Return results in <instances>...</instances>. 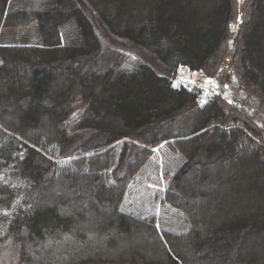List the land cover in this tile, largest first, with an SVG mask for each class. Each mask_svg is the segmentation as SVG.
<instances>
[{
  "label": "trees",
  "instance_id": "trees-1",
  "mask_svg": "<svg viewBox=\"0 0 264 264\" xmlns=\"http://www.w3.org/2000/svg\"><path fill=\"white\" fill-rule=\"evenodd\" d=\"M117 1L126 4L91 1L93 18L83 1L0 0V37L11 41L0 45V245H18L15 264H264V204L250 213L225 194L212 202L202 192L223 184L235 191L236 182L222 180L238 159L264 197V146L256 141L264 129L239 107L253 98L264 115V0L244 1L236 33L238 0ZM97 18L151 60L99 66ZM68 23L77 36L64 44ZM228 55L224 75H234L245 101L216 95L201 105L198 90L174 87L181 67L223 85L218 72ZM75 95L86 102L78 123ZM185 115L190 127L171 130ZM163 142L187 159L165 175L164 193L189 223L183 232L121 208L151 148ZM248 183L239 189L253 191Z\"/></svg>",
  "mask_w": 264,
  "mask_h": 264
},
{
  "label": "rangeland",
  "instance_id": "rangeland-1",
  "mask_svg": "<svg viewBox=\"0 0 264 264\" xmlns=\"http://www.w3.org/2000/svg\"><path fill=\"white\" fill-rule=\"evenodd\" d=\"M73 2L75 0H72ZM81 3L85 7V10L90 13V15L94 18L96 15L95 10L93 9V4L98 3L99 0H76ZM92 1V2H91ZM110 1L114 6L119 7L120 5L126 4L122 1L117 0H107ZM245 0H238L239 3H244ZM56 2V0H12V6L21 5L22 3L28 4H41V5H52ZM128 9L135 8L136 2H132L127 5ZM125 16L123 17V19ZM96 25L98 26V32L100 34L102 40V49L99 53V58L97 60V64L103 68L107 67H117V68H133L140 60L150 61V55L143 51L142 49H138L137 46L125 42L124 39L117 38L115 35L108 34V31L103 29L98 18L95 20ZM238 29L237 24H233V31L236 33ZM31 41H34V33L31 30ZM76 30L73 24L68 23L61 29V37L62 42L72 43L76 40ZM9 36H7L6 32H3L0 37V45L7 44L11 42L9 40ZM233 44V40L230 42V45ZM230 59V58H229ZM1 60V59H0ZM226 69L221 67L218 74L222 76L223 85H220L218 82V78L215 77H206L203 72L191 71L187 68L181 67L178 71L177 76L175 77L174 87L180 88L185 87L190 90L198 89L199 90V98L198 102L200 104H206L210 101L213 96L217 93L223 94L226 98L231 99L234 96H238L240 100L245 101V95L243 94L242 88L238 84L237 79L234 75H231V78L227 80V77L224 75ZM230 71V69H229ZM208 79L213 80V83H208ZM71 109L73 112V122H79V118L83 115L86 110V102L80 99L77 95L74 96L71 102ZM242 107L250 116L256 118L259 121L260 126L264 128V115H260L256 113V101L252 98L250 100H246V106L239 105ZM182 116L175 119L171 124V130L177 131L181 129L187 130L190 127L191 119ZM79 119V120H76ZM262 144H264L262 142ZM186 157H184L179 152H174L171 148H169L166 142L161 143L157 147L154 148V151L150 158L147 160L145 165L139 170L134 181L130 184V187L126 193L122 209L128 212H131L135 215H139L142 217L145 216H154L156 219V224L159 229H169L175 232H183L186 231L189 227V223L186 221L185 216L172 205L164 202V193L167 188L168 180L165 175H172L178 167H180L185 161ZM249 180V185L254 184L253 191L247 192L243 191V189H239V187L245 186V180ZM212 181H216L217 183L222 181H226L229 184L232 182H236V189L232 191L229 185L223 184L219 187V189L215 190L213 188H208V190L202 191L211 193L209 200L212 202L219 200L221 194H225L224 196H228L234 206H246L249 209L250 213H253L255 210V206L257 204H264V197H262L255 188V183L253 176L245 173H241L239 170L238 159L235 160L234 165L230 166L227 170L226 177L221 181L217 177H212ZM190 191H193L190 189ZM200 191V190H199ZM192 195H196V190L192 192ZM208 200V201H209ZM207 201V202H208ZM196 203L197 200H195ZM200 206L202 202H199ZM210 205V204H209ZM232 207H229V211L232 212ZM202 212L205 213V210L202 209ZM217 212L215 211L213 215ZM220 212H218L219 214ZM97 223H100V220H97ZM103 220H101L102 222ZM96 223V222H95ZM97 236L101 235V232L97 230ZM142 237V236H140ZM135 243H140L136 242ZM18 244V243H17ZM18 245L14 243L11 239H6L0 245V264H15L18 259ZM264 250V245H263ZM258 252L257 250H254ZM88 264H113V263H99V262H91ZM144 264V263H143Z\"/></svg>",
  "mask_w": 264,
  "mask_h": 264
},
{
  "label": "water",
  "instance_id": "water-1",
  "mask_svg": "<svg viewBox=\"0 0 264 264\" xmlns=\"http://www.w3.org/2000/svg\"><path fill=\"white\" fill-rule=\"evenodd\" d=\"M241 26H242V24H241V22H240L239 25H238V27L241 28ZM223 64H224L226 67H229V66H230V63L227 62V58L224 59Z\"/></svg>",
  "mask_w": 264,
  "mask_h": 264
},
{
  "label": "snow or ice",
  "instance_id": "snow-or-ice-1",
  "mask_svg": "<svg viewBox=\"0 0 264 264\" xmlns=\"http://www.w3.org/2000/svg\"><path fill=\"white\" fill-rule=\"evenodd\" d=\"M214 81L211 79H208V83H213Z\"/></svg>",
  "mask_w": 264,
  "mask_h": 264
}]
</instances>
